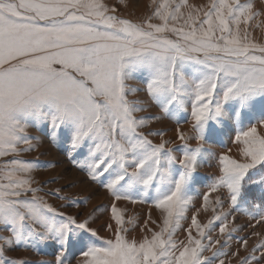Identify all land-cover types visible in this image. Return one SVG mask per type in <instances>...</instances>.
I'll use <instances>...</instances> for the list:
<instances>
[{
    "label": "snow or ice",
    "instance_id": "obj_1",
    "mask_svg": "<svg viewBox=\"0 0 264 264\" xmlns=\"http://www.w3.org/2000/svg\"><path fill=\"white\" fill-rule=\"evenodd\" d=\"M120 3L0 0V264H262L264 4L146 0L136 16ZM164 121L175 122L172 136ZM40 128L111 198V238L99 237L91 213L62 210L88 197L37 179L28 154ZM213 139L230 140L235 154ZM213 159L201 194L198 170ZM191 193L202 202L178 239ZM121 203L147 204V218L126 216ZM238 214L257 240L249 248L240 238L246 254L229 255Z\"/></svg>",
    "mask_w": 264,
    "mask_h": 264
},
{
    "label": "rangeland",
    "instance_id": "obj_2",
    "mask_svg": "<svg viewBox=\"0 0 264 264\" xmlns=\"http://www.w3.org/2000/svg\"><path fill=\"white\" fill-rule=\"evenodd\" d=\"M108 3H113L115 0H106ZM190 2L193 3H206V0H190ZM146 3V0H132V5L130 8L125 9L123 7V2L121 0V3L118 5L121 10V14L123 15H129L130 13L134 12L136 16H139L143 12V4ZM255 3L257 7H260L262 4H264V0H255ZM257 35L261 36V38H264V33H261L259 30L257 31ZM130 83L135 84V81H132ZM149 111L156 112L157 109L152 108ZM247 123V122H245ZM164 125L167 126L170 131L168 132L169 136L173 135L172 130L175 128V122L173 121H164ZM153 127H159L161 126L159 123H155L152 125ZM182 126L187 129V124H182ZM229 127H231V122H229ZM32 132L34 135H38L41 140L40 147L38 151H34L28 156L30 158H38L40 162V167L36 173L37 179L43 181V180H51L52 182L47 184L46 187H61L64 193H67L71 197L74 198H83L88 197V203L84 204L81 202L80 199H78V203H80V208L77 209L75 206L69 207L66 210L69 213H79L80 217L82 218L85 214L91 213L92 214V221H90V224L92 227H95L98 231L99 237H102L104 239L111 238L112 234L109 232L105 225V222L108 220L109 217V209H110V200L111 198L108 197L105 194V190L98 184L90 181L87 177V173L84 171H81L80 169L73 166L71 159L68 157V145L66 143L62 144H56L53 143L48 138V129L47 128H40V129H32ZM234 135V133H231ZM227 138V137H225ZM212 144H216V150L221 151L224 150L226 147H232L233 148V154H235L236 149L235 146L232 145L231 141L229 140L226 145L219 144L217 140L213 139L210 141ZM87 149L85 148L81 153L74 154V158L77 160H80L83 158V155L86 153ZM49 165H54V167H49ZM217 172V169L215 167V159L207 161L204 163V165L198 170V175L203 179L202 182L197 184V187L200 190V193L202 194L203 191L206 190L205 185L209 182L208 177L211 175H214ZM71 182L72 186L67 187V183ZM252 194H256L258 192V188L253 187L252 188ZM195 197L193 204L194 207L189 211L188 213V220H185L182 222V228L178 230L177 232V238L183 239L185 233L183 232V228L187 227V224L190 223V217L192 211H195V208L199 207L201 204V196L197 195L196 193H191ZM215 195V194H214ZM51 202L55 204L63 203L62 201L56 200L54 197L49 198ZM122 208H127L128 211L125 213L127 216L128 214H136L142 223L144 219L147 218L148 215V205L144 204H137V205H131L126 203H121L119 205ZM158 213L153 212V217L158 218ZM208 214H201L199 219L201 222H206ZM238 225H243V228L233 233L232 240L230 242L229 248L227 249L229 251V255H231V252L236 251L237 248H240V255H245L246 250L241 248V240L240 238L248 239V247L251 248L255 241L257 240L256 237L251 236V232L253 229L248 228L247 225L249 223V220L246 216L239 215L238 218L235 221ZM154 227V226H153ZM218 228V224H217ZM256 231H261L262 229L257 227L255 229ZM212 235L215 237L216 233L213 232ZM98 243H102L101 241H98ZM51 250H49L50 252ZM17 256H27L29 259H39L40 257L36 256L35 253L27 252L24 249H18L16 253H13ZM207 254V253H206ZM79 253H76V256H78ZM257 255H259L257 253ZM46 259H51V255H45ZM233 264H235V259L233 260ZM264 264V262H262Z\"/></svg>",
    "mask_w": 264,
    "mask_h": 264
}]
</instances>
